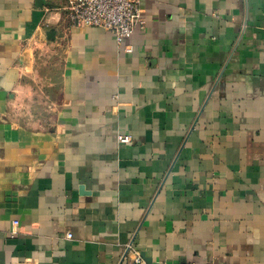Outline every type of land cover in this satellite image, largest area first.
Listing matches in <instances>:
<instances>
[{
  "label": "crops",
  "instance_id": "1",
  "mask_svg": "<svg viewBox=\"0 0 264 264\" xmlns=\"http://www.w3.org/2000/svg\"><path fill=\"white\" fill-rule=\"evenodd\" d=\"M65 4L0 0V264H264V0Z\"/></svg>",
  "mask_w": 264,
  "mask_h": 264
},
{
  "label": "built area",
  "instance_id": "2",
  "mask_svg": "<svg viewBox=\"0 0 264 264\" xmlns=\"http://www.w3.org/2000/svg\"><path fill=\"white\" fill-rule=\"evenodd\" d=\"M141 0H66V17L73 26L88 25L99 27L109 31L119 46L124 50L131 51L129 46L124 45L125 40L130 38L136 28L143 26L144 18L140 8ZM130 136L119 134L118 141L127 143ZM67 237H71L68 232ZM131 252L133 256H130ZM130 253V254H131ZM130 257L131 264H147L141 253L129 243L126 245L123 259ZM156 264H171L161 261Z\"/></svg>",
  "mask_w": 264,
  "mask_h": 264
}]
</instances>
